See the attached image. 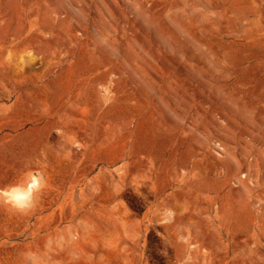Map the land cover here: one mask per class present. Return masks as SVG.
Here are the masks:
<instances>
[{
	"label": "rangeland",
	"instance_id": "1",
	"mask_svg": "<svg viewBox=\"0 0 264 264\" xmlns=\"http://www.w3.org/2000/svg\"><path fill=\"white\" fill-rule=\"evenodd\" d=\"M26 174L0 264H264V0H0V187Z\"/></svg>",
	"mask_w": 264,
	"mask_h": 264
},
{
	"label": "clouds",
	"instance_id": "2",
	"mask_svg": "<svg viewBox=\"0 0 264 264\" xmlns=\"http://www.w3.org/2000/svg\"><path fill=\"white\" fill-rule=\"evenodd\" d=\"M45 187V180L42 175L26 174L22 179L7 186L0 187V206H6L18 214H26L37 207L39 196ZM173 213L169 210L166 213L164 223H170ZM36 256L33 253L25 255L28 264H35Z\"/></svg>",
	"mask_w": 264,
	"mask_h": 264
}]
</instances>
